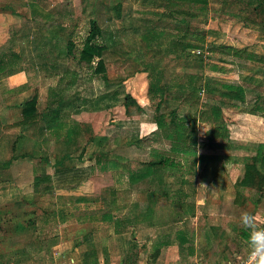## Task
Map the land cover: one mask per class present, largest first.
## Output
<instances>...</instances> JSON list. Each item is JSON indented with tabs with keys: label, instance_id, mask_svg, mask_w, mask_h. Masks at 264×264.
<instances>
[{
	"label": "rangeland",
	"instance_id": "374dc122",
	"mask_svg": "<svg viewBox=\"0 0 264 264\" xmlns=\"http://www.w3.org/2000/svg\"><path fill=\"white\" fill-rule=\"evenodd\" d=\"M163 2L0 0V61L5 64L0 63V67L4 66V73L24 70L32 83L31 93H38V110L49 112L59 107V118L64 121V128L70 124L78 126L80 133L73 146H65L62 142L51 144L49 148L45 146V150L52 155L62 156L71 152L72 156L70 162H65L72 170L61 175V195L54 192L51 199L55 200L53 204L59 209L67 202L73 206L76 198L84 199L87 203H80V206L90 205L97 209L92 210L95 211L93 221L102 215L99 210L110 207L114 222L118 223L122 232H128L133 247L122 248L120 240H117L118 243L109 238L111 228L98 225L95 248L92 250L99 254L101 264H235L249 254L248 233L239 226L241 214L252 212L259 221L264 219V171L256 173L253 186L245 188L241 185L246 158L254 153L259 140L264 141V128L249 121V118L240 122L246 114L241 113L243 109L264 115V13L253 10L256 0H228L229 3L220 6H204L207 14L202 19L199 14L203 9H197V4L192 7L197 13L194 17L185 15L184 8L187 9V6L184 4L176 7L172 14L166 13L167 5H162ZM225 14L235 19L226 20ZM91 19H95L103 31L102 42L106 47L101 58L107 82L101 74H92L73 56L66 54L69 41L74 44L75 51L81 48ZM180 19L192 29H204L208 25L210 37L200 47L201 54L197 53L199 50L188 54L180 50L174 52L173 46L169 48L178 27L185 26L179 24ZM248 24L255 26L254 33L244 32L242 49L256 53L259 58L239 59L215 47L212 53L207 52V45L226 43V38L235 39L238 37L236 26ZM228 25L230 28L226 27ZM199 55H204L201 60ZM209 63L216 68L212 69ZM152 64L157 65L153 73ZM158 70L161 71L162 83L172 91L176 92L180 81L185 79L183 74L198 73L219 82L240 85L244 99L242 102L227 100L222 109L227 119L228 135L218 136L214 141L217 145L211 149L196 145L197 155L206 157L200 163L196 158L194 173L187 174L188 178L181 177L175 170L158 171L151 178L133 184L124 167L129 165L134 169L140 166L139 162L150 159L151 148L170 150L173 144L162 131L155 130L157 99L151 101L147 96L148 74L154 78ZM68 80L72 84L61 91L58 106L56 100L59 96L53 97L55 91L51 88L61 87ZM127 92L141 104L143 111L137 112L132 107L129 114L125 113L123 98ZM199 96L198 105L182 100L171 101L170 104L166 101L159 112L175 108L179 115L194 118L196 138L198 143L203 144L211 135L213 123L208 110L201 105L205 100L202 90ZM233 103L237 106L230 105ZM94 134L96 141L92 140ZM114 155H121L124 160L118 159L114 163L116 167L113 164V167L102 171L100 167L103 164L96 160L100 157L111 161ZM175 159L182 161L179 157ZM200 178H205L203 183L199 182ZM57 189L58 186L55 191ZM169 199H181L183 203L192 205L195 215L188 218L180 215L177 203L172 205L167 201ZM18 202L23 203L19 200L11 206L15 213L20 209ZM28 205V208L32 207L33 203ZM81 214L86 219L85 213H77V216ZM50 220L51 228L45 235L50 240L59 237V253H66L65 256L75 253L79 259L84 248H78V252L74 250L79 237L74 234L75 229L61 230L56 218L51 217ZM114 222H111L112 232ZM2 229L0 235H3ZM179 229L186 232L188 244L196 247L197 253L188 256L186 246H182L181 258L174 250V253L167 251L162 258L160 253L153 260L152 244L168 237L170 239ZM64 236L66 239H63ZM0 249H8V246L0 243ZM52 252L51 249L49 261L40 259L26 264H55Z\"/></svg>",
	"mask_w": 264,
	"mask_h": 264
},
{
	"label": "crops",
	"instance_id": "0c3cea01",
	"mask_svg": "<svg viewBox=\"0 0 264 264\" xmlns=\"http://www.w3.org/2000/svg\"><path fill=\"white\" fill-rule=\"evenodd\" d=\"M242 1L243 0H236V2ZM226 3H229L228 0H164L162 5H167V8H165L168 9L166 13L172 14L176 11V7L184 4L187 6V9L184 8L185 15L191 16L190 14L195 12L194 8H192L194 4L199 6L196 7L197 9H203L204 6H211V4H219L220 6V4ZM254 11L256 13L257 10ZM206 14L207 11L203 9L199 17L204 19ZM224 18L230 21L235 19L233 16L226 14ZM236 19L241 20L237 17ZM226 27L230 28V25ZM254 27L253 24L236 26V35H238V37H234L235 39L233 40H229L225 37L227 41L223 44L243 48L244 32H253ZM203 28V30L207 32V35L205 34V39H207L210 37L209 33L211 31H209L208 25ZM207 41L209 40L207 39ZM170 47H172L171 41L169 42V48ZM172 50H180V48H172ZM0 63L5 65L1 61ZM2 68H4V66ZM2 68L0 67V199L8 198L9 196L14 197L0 200V228H3L1 231L3 235H0L3 237L0 238V243L8 246V249H0V264H26L33 261L37 262L40 259L49 261L51 258V256H49L51 249L53 250L52 258L55 264H81L83 254L95 248L98 225H100L101 228L102 226L111 228L110 233L112 235L109 238L114 242L120 240L121 243L117 242L122 245V248H132L133 242L131 238L128 237V232H112L111 222L102 221L99 218L97 221H93L92 217L88 216L86 219H83L82 214L77 216V213L97 210L95 206H80V203L85 202L84 199L76 198L74 199L73 206H71V202H67L65 205L61 206L60 209L53 204L55 200L51 199V196H53L54 192L58 194V196L61 195L60 186L61 180H63L61 175L72 170V168L69 170H61V162H70L72 156L71 152H65L62 156L61 154L58 156L56 154L52 155L45 150V146L47 145V148H49L51 144H58L61 142L65 146H73L77 139V134L80 133L78 132V126H72V124H70L66 125V128H64V121L59 118L60 130L58 131L59 134L56 135L52 129L45 127V122L40 117L25 121L29 115L24 113V108L27 107L30 100L36 99L34 113L39 114L46 110H38V93H31L33 87H31L30 84L32 83L29 81L24 70H11L4 73ZM51 90L53 91L52 88ZM167 101L168 104H170V102L174 100L168 99ZM247 118H249V121L259 123V126L261 124V127L264 128L263 119L258 117V115L246 113L241 117L242 120L237 119V121L241 120L240 122L242 123L243 121H247ZM155 130L157 131V127ZM68 131H72L74 134L68 136ZM92 140L96 141V135ZM259 143H264V141L259 140ZM67 155L69 157H67ZM33 170L35 175L41 178L38 183L35 182L36 176L33 174ZM185 178H188V175L185 176ZM203 180H205V178H200L199 182L203 183ZM56 186L59 187L57 191H55ZM75 193L74 190L73 194ZM184 196L185 195H183V197ZM19 200H22L23 203H17V205H20V209L15 213L11 206ZM167 201L172 205L177 203V208L179 207L177 212H179L180 215L186 218L195 215L194 212L191 213V211H194L192 205L183 203L181 199H175L174 201L169 199ZM31 203H33V206L28 208V204ZM183 206L186 210H183ZM68 208H70V210ZM51 217L57 219V223L61 227V230L66 228L71 230L72 228L75 229L74 234L79 235L78 241L80 242H76L78 244L77 246H73L74 250L78 252V248H84L79 259H77L75 253L74 255L68 254L67 256L64 255L66 253H59V251H57V246L60 243L59 237H54L50 240V238L45 235V232L48 231L47 229L51 228ZM32 224L34 229L27 230L26 228L31 227ZM7 232L9 234H7ZM179 232H182L183 237L188 239L184 230H177L174 236L170 238L171 240L169 239V244L160 248L158 254L159 256L161 253L160 258L164 257L167 251L174 253V250L177 257H182V255L179 254L182 246H179L177 240V233ZM6 235H8L7 238ZM63 239H66V237L64 236ZM61 244H63V242ZM87 245H89V247ZM196 253L197 248L193 246V253L188 256H194ZM96 255L98 263L101 264L99 254L96 253Z\"/></svg>",
	"mask_w": 264,
	"mask_h": 264
},
{
	"label": "trees",
	"instance_id": "16d2710c",
	"mask_svg": "<svg viewBox=\"0 0 264 264\" xmlns=\"http://www.w3.org/2000/svg\"><path fill=\"white\" fill-rule=\"evenodd\" d=\"M256 1L257 2L255 4L254 10H257L258 13V10H261L264 13V0ZM178 11H181V9H178ZM190 15L194 16L196 15V13L194 12ZM180 20L182 21V23H180V21L179 24L185 26L183 28L178 27V33L171 41L173 49L180 48L181 53H194L195 50L197 51L201 49L200 47H203V45L205 44V31L197 27H193L192 29L190 25H188V23H184L183 19ZM102 34V28L98 25L95 19H91L89 23L88 33L82 43L81 48L75 51L74 44L69 41L66 45V54L73 56L77 60L79 65L87 67L92 74H101L102 79L107 82L104 62L101 58V54L106 47V45L102 42ZM160 34L165 35L164 32H161ZM185 39H188L189 41H185ZM207 46L208 53H212L215 47L219 48L222 53L232 55L239 59L252 60L255 58H259L256 53H252L250 51L242 48H237L232 45L210 43ZM173 51L178 52L177 50ZM199 51L200 53L198 54H201V50ZM202 56L204 55H199L198 59L201 60ZM151 66V72L153 73L157 69V65L152 64ZM208 66H210L212 69L216 68V65H211L210 63L208 64ZM154 75L155 77L153 78L151 74H148L149 82L147 91L149 100L153 101L154 99H157V102L155 103V111L157 112V114L154 116V123L157 127V130L162 131L165 135V138L172 141L173 144L170 150L151 148L150 159L139 162L140 166L134 169H131L129 165L124 167L125 171L127 172L129 181L133 184L151 178L153 175L157 174L158 171L165 172L175 170V172H178L181 177H185L187 174L194 173L196 158H198L199 163L205 158L204 155H197L195 149L196 145H198L199 147L211 149L217 145L214 143V141L216 138H218V136H227L229 130L226 122V115L222 108L223 106L227 105V100H229V102H242L244 99L243 87H241L240 85L219 82L212 78L206 77L203 74H183L182 76H184L185 79H182L180 81L176 92L168 89V86H166L165 83H162L160 79V70L156 71ZM64 81L65 80H63L62 82ZM69 84H72L71 80L66 81V84L63 83L61 87H58L57 85V87L54 88L53 91H55V93L53 97L59 96L58 100H56L58 106L61 102V91L67 89V86ZM201 90L205 93V100L202 101L204 103H202L201 105H203V107H206V109L208 110V115L210 116V120L213 123L212 130L210 131L211 135L203 144L198 143V139L196 138L197 124L194 118L190 117L189 115H179L175 108L170 109L168 112H159L160 107L165 104L168 99L174 101L182 100L190 105H198L200 100L199 93L201 92ZM56 93H58L59 95H57ZM217 97H220L219 100H216ZM35 104L36 99H32L28 102L27 107L24 108V113H27L29 115V117L27 116V120L25 121H28V119L34 120L40 117L45 122V127L48 129H52L55 134L58 135V131L60 130V123L58 121L60 108L58 107L53 110H49V112L45 111L38 114L34 113ZM230 105L235 107L237 106L235 105V103ZM123 106L125 108L126 114L130 113V108L132 107H135L137 112L143 111V107L141 106V104L128 92L124 95ZM241 113L260 115L264 121V115L258 114V112H255L253 110L243 109L241 110ZM72 134H74L72 131L67 132L68 136H72ZM174 156L179 157L182 161H180L179 159H175ZM67 157L69 156L67 155ZM118 159H121L123 161L124 157L121 155H114L111 161L109 159L102 160L99 157V159H97V162L103 164V166H101L100 168L102 171H104L110 167H113V164ZM116 166L117 165L114 164V167ZM244 167L245 174L242 178L241 185L245 188H249L255 184L256 173L259 171H264V143L256 144L254 153L246 158ZM70 168L71 167L68 164L65 165L64 161L61 162V170H69ZM40 180L41 178L39 176L35 177L36 183H38ZM160 180L161 177L159 178V181ZM181 181H183V178H181ZM178 194L180 193H178L177 191V198H179ZM183 210H186L184 209V206ZM99 212L102 213V215H100L99 217L100 220L114 222V217L112 215L110 207L104 209L103 211L99 210ZM94 213L95 211H88L87 213H85V215L88 217H92ZM191 213H193V211H191ZM114 232H122L118 227V223L116 222H114ZM177 240L179 242V246H186L187 255L193 253L192 244H188V239H186V237H183L182 232L177 233ZM166 244H169V237L152 244L151 258L153 260L157 258L160 252V248ZM81 264H99L96 252L93 250L86 251L83 254Z\"/></svg>",
	"mask_w": 264,
	"mask_h": 264
},
{
	"label": "clouds",
	"instance_id": "9594fccd",
	"mask_svg": "<svg viewBox=\"0 0 264 264\" xmlns=\"http://www.w3.org/2000/svg\"><path fill=\"white\" fill-rule=\"evenodd\" d=\"M239 226L248 233L249 255L246 264H264V227L256 214L244 212L239 218Z\"/></svg>",
	"mask_w": 264,
	"mask_h": 264
},
{
	"label": "built area",
	"instance_id": "2783aa9c",
	"mask_svg": "<svg viewBox=\"0 0 264 264\" xmlns=\"http://www.w3.org/2000/svg\"><path fill=\"white\" fill-rule=\"evenodd\" d=\"M200 51H197V53H199ZM260 226L264 227V219L260 221ZM249 255V254H248ZM248 256L245 259H242L241 261L235 263V264H246Z\"/></svg>",
	"mask_w": 264,
	"mask_h": 264
}]
</instances>
